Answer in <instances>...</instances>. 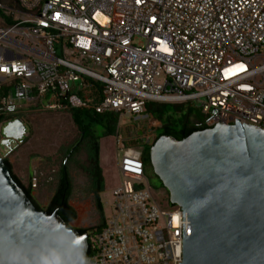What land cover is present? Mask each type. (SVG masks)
Wrapping results in <instances>:
<instances>
[{
    "label": "built area",
    "instance_id": "2783aa9c",
    "mask_svg": "<svg viewBox=\"0 0 264 264\" xmlns=\"http://www.w3.org/2000/svg\"><path fill=\"white\" fill-rule=\"evenodd\" d=\"M195 102L206 128L264 131V0H0V142L23 109L113 112L156 138L148 103ZM119 125L112 213L87 232L84 264H181L190 223Z\"/></svg>",
    "mask_w": 264,
    "mask_h": 264
},
{
    "label": "water",
    "instance_id": "95a60500",
    "mask_svg": "<svg viewBox=\"0 0 264 264\" xmlns=\"http://www.w3.org/2000/svg\"><path fill=\"white\" fill-rule=\"evenodd\" d=\"M20 144L21 119L2 127ZM7 148V147H6ZM0 148V264H84L88 235L34 206ZM155 176L186 215L181 264H264V131L235 120L150 148Z\"/></svg>",
    "mask_w": 264,
    "mask_h": 264
},
{
    "label": "rangeland",
    "instance_id": "374dc122",
    "mask_svg": "<svg viewBox=\"0 0 264 264\" xmlns=\"http://www.w3.org/2000/svg\"><path fill=\"white\" fill-rule=\"evenodd\" d=\"M168 106L170 115L176 122L183 120L189 113L188 106L178 107L172 104ZM189 107L191 108L190 122H199L200 120L195 117V112L199 110L200 103L195 102ZM21 112L19 115L26 123L27 136L22 143L17 144L11 152L7 153L9 155L4 157L11 164L13 174L25 187L32 184V197L40 207L44 208L55 191L58 170L66 160L72 181L69 203L77 213L76 220L70 225L77 229L95 228L99 221L90 193L89 178L84 171L87 159L83 145L78 146V150L70 160H67L66 156L67 150L77 145L80 139V133L73 124L70 112L43 107L23 109ZM119 126V133L128 147L142 149L144 144H152L155 141L154 132L148 128L147 121L137 122L125 117ZM159 128L155 132L156 135L161 132ZM97 130L100 132L98 128ZM100 153L99 159L101 155L100 162L107 178V187L100 198L104 215L109 217L112 213L110 191L118 182L116 164L121 157V153L114 149L112 136L100 140ZM148 174L152 183L157 185V179L151 170ZM157 186L158 188H154L157 199L166 201L168 191L160 185Z\"/></svg>",
    "mask_w": 264,
    "mask_h": 264
},
{
    "label": "trees",
    "instance_id": "16d2710c",
    "mask_svg": "<svg viewBox=\"0 0 264 264\" xmlns=\"http://www.w3.org/2000/svg\"><path fill=\"white\" fill-rule=\"evenodd\" d=\"M176 106V105H174ZM179 107V106H178ZM182 107V106H181ZM168 104H147V111L150 115L161 122L160 134L156 135L155 141L152 144H144L142 148L141 159L144 165V172L149 184L152 188H158L157 185L162 184L159 179L155 176L153 168L150 163V148L161 136H171L177 140H182L189 136L195 131L206 129L203 123V116L199 110L195 112V117L200 121L190 122L189 115L191 114V108L188 106L187 111L189 112L183 120L175 121L169 112ZM71 119L73 124L77 127L80 133V139L77 145H74L71 149L67 150V160H70L72 155L78 150V146L83 145V149L86 154L87 166L84 168L89 182H90V193L92 194L94 208L98 215V224L95 226L96 229H101L105 225L103 205L100 198L101 193L105 190V182L103 177L102 168L100 166V140L102 138L114 136L117 131L118 116L113 112L97 113L91 108H72L70 109ZM2 118H0L1 122ZM97 128L100 130L98 132ZM5 165L9 168L12 178L19 184L25 194L38 209L41 207L34 201L32 197V189L29 185L25 187L20 180L13 174L11 164L8 160L3 159ZM149 170L157 179V185L153 184L149 177ZM72 194V181L69 175L66 160L58 170L57 185L55 191L50 198L48 204L44 207L47 214L56 212L61 219L66 223L70 224L77 218L75 209L69 204V200ZM90 229H78L80 233H87Z\"/></svg>",
    "mask_w": 264,
    "mask_h": 264
},
{
    "label": "crops",
    "instance_id": "0c3cea01",
    "mask_svg": "<svg viewBox=\"0 0 264 264\" xmlns=\"http://www.w3.org/2000/svg\"><path fill=\"white\" fill-rule=\"evenodd\" d=\"M1 148V150L3 151L2 153H3V157H5V155H9V154H7L8 152H9V150H8V148H6L5 146L4 147H0ZM11 152V151H10ZM102 152V151H101ZM101 154V153H100ZM100 161H101V155H100ZM100 166H101V168H102V170H103V177H104V180H105V188L107 187V178H106V174H105V171H104V168H103V165H102V163L100 162ZM31 194H32V192H31ZM102 194V193H101ZM101 196V195H100ZM70 204V203H69ZM42 208V207H41ZM76 228V227H75Z\"/></svg>",
    "mask_w": 264,
    "mask_h": 264
},
{
    "label": "flooded vegetation",
    "instance_id": "af4514ba",
    "mask_svg": "<svg viewBox=\"0 0 264 264\" xmlns=\"http://www.w3.org/2000/svg\"><path fill=\"white\" fill-rule=\"evenodd\" d=\"M159 129H160V128H159ZM155 132H157V131H155ZM155 135H156V134H155ZM146 144H149V143H146ZM146 144H145V145H146ZM141 150H142V149H141Z\"/></svg>",
    "mask_w": 264,
    "mask_h": 264
}]
</instances>
